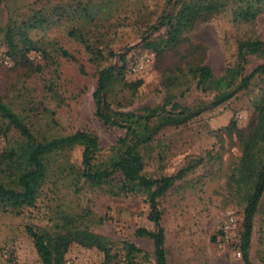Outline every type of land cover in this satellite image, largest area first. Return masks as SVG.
Returning a JSON list of instances; mask_svg holds the SVG:
<instances>
[{
    "label": "rangeland",
    "instance_id": "rangeland-1",
    "mask_svg": "<svg viewBox=\"0 0 264 264\" xmlns=\"http://www.w3.org/2000/svg\"><path fill=\"white\" fill-rule=\"evenodd\" d=\"M174 1L0 0V98L38 139L78 130L95 134L100 151L93 164L105 169L123 148L119 141L126 130L105 125L96 115L93 95L100 70L124 67L109 95L114 112L203 109L139 149L148 178L192 168L159 199L168 264H246L241 244L254 184L241 181L242 159L255 131L264 76L213 106L217 93L203 92L191 70L209 66L220 77L237 64L241 43L264 42V0H180L172 8ZM185 5L204 10L174 42L171 32ZM263 62L249 55L245 74ZM25 142L20 129L0 115V156L20 152ZM255 151L261 165L264 142H257ZM82 153L75 146L46 157L47 181L33 206L0 205V264H43L26 232L29 226L52 234L87 229L112 251L107 262L98 247L73 243L65 264H124L127 242L143 251L135 264H155L153 241L136 234L140 228L155 229L147 193L116 190L120 194L114 195L113 189L122 187L120 179L99 187L81 179L76 185ZM8 165L0 157V170ZM231 214L237 226L228 238L224 224ZM248 258L264 264V195Z\"/></svg>",
    "mask_w": 264,
    "mask_h": 264
},
{
    "label": "trees",
    "instance_id": "trees-1",
    "mask_svg": "<svg viewBox=\"0 0 264 264\" xmlns=\"http://www.w3.org/2000/svg\"><path fill=\"white\" fill-rule=\"evenodd\" d=\"M180 0L172 3V8L178 6ZM202 6L185 5L174 25L171 37L174 42L180 39L183 30L191 27L196 16L202 12ZM211 10V9H207ZM212 11V10H211ZM87 12V11H84ZM164 20L161 26H164ZM67 54V53H65ZM249 55H258L264 61V42L255 40L241 43L238 50V61L233 67H229L222 76L216 77L211 67H197L191 70L197 79L198 87L203 92L215 91L217 93L213 106H219L231 100L239 92L248 90L252 81L256 77L264 76V62L256 67L249 75L245 74V64ZM125 64L126 59L122 57ZM124 67L116 70L115 67H107L98 72L97 87L94 92L96 105V115L105 124L126 130V136L119 141L120 149L109 161V166L105 168H95L93 162L100 151L99 138L86 130H78L75 133L60 137H44L38 139L24 120L0 98V115L14 127L20 129L26 138L25 144L20 152H5L1 157V162H9L6 169L0 170V205L12 207L19 210L33 206L43 189L47 177L48 168L46 157L58 151H64L75 146L83 148L82 166L76 179V185L84 180L85 184L95 187L103 186L111 182H122L121 189H113L114 195L119 192L144 191L148 195L150 205L149 220L154 223L155 229L149 231L144 228L137 230L139 237H148L154 244L155 264H168L165 249V229L162 223V211L159 207V199L166 195L177 180L182 179L192 168L186 167L177 175L163 177L161 179H151L144 175V159L139 149L150 144L155 136L165 128L180 127L194 117L199 116L203 109H185L178 114L166 112L165 108L145 109L141 113L114 112L111 109L109 95L118 80L122 77ZM167 103L170 99L166 100ZM258 118L255 124V131L250 136L246 144L243 156V167L241 170L244 182L251 180L253 193L249 196L244 216V231L242 234L241 251L246 264L249 261V249L254 227V217L257 213L259 203L264 195V157L257 165V154L255 146L257 142H264V87L262 97L257 105ZM14 171V175L7 174ZM121 173L122 178L115 175ZM10 180V181H9ZM119 181V182H120ZM26 232L32 239L37 254L43 264H65V255L73 243H81L89 247H98L106 253L107 262L110 261L111 249L108 242L87 229L75 228L67 229L65 232L52 234L48 231L38 230L34 227H27ZM126 251L124 264H135L138 254L143 253L141 249L132 243H124Z\"/></svg>",
    "mask_w": 264,
    "mask_h": 264
},
{
    "label": "built area",
    "instance_id": "built-area-1",
    "mask_svg": "<svg viewBox=\"0 0 264 264\" xmlns=\"http://www.w3.org/2000/svg\"><path fill=\"white\" fill-rule=\"evenodd\" d=\"M237 226V219L231 214L228 216L226 223L224 224V233L229 238V235L234 231Z\"/></svg>",
    "mask_w": 264,
    "mask_h": 264
}]
</instances>
